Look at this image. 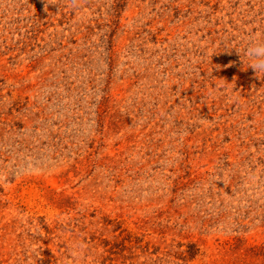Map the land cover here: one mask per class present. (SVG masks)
Instances as JSON below:
<instances>
[{"label": "rangeland", "instance_id": "obj_1", "mask_svg": "<svg viewBox=\"0 0 264 264\" xmlns=\"http://www.w3.org/2000/svg\"><path fill=\"white\" fill-rule=\"evenodd\" d=\"M264 0H0V264H264Z\"/></svg>", "mask_w": 264, "mask_h": 264}, {"label": "clouds", "instance_id": "obj_2", "mask_svg": "<svg viewBox=\"0 0 264 264\" xmlns=\"http://www.w3.org/2000/svg\"><path fill=\"white\" fill-rule=\"evenodd\" d=\"M245 54L252 60L251 67L255 72H264V38L252 39Z\"/></svg>", "mask_w": 264, "mask_h": 264}]
</instances>
